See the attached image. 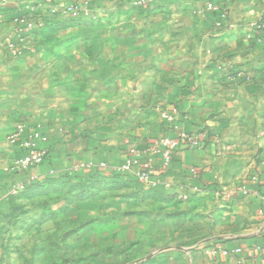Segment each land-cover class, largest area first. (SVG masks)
<instances>
[{
    "label": "rangeland",
    "instance_id": "1",
    "mask_svg": "<svg viewBox=\"0 0 264 264\" xmlns=\"http://www.w3.org/2000/svg\"><path fill=\"white\" fill-rule=\"evenodd\" d=\"M139 1L0 0L3 168L19 152L13 141L21 130L40 131L46 124L68 133L77 150L86 144L109 150L120 143L143 149L156 139L169 137L164 136V123L169 122L163 115L176 110L180 116L182 106L204 99L202 94L195 97L196 83L190 82L188 74L197 59L207 58L202 43L208 41V35L201 40L199 35L194 37L187 21H195L203 29L206 13L216 19V12L207 9L210 3L229 13L245 11L244 18H250L254 8L264 9V0H242L252 7L249 13L239 0H182L181 5H171L168 10L175 13L182 9L187 16H168L155 8L164 0ZM151 2L154 8L148 7ZM191 5L202 17L192 20ZM261 13L252 20L263 18ZM24 20L36 27L27 29ZM178 27L185 31L177 32ZM161 45H167L165 62ZM176 45L182 49L177 56ZM220 67H215L218 74L238 70ZM226 68L227 73L223 72ZM227 86L222 100H227L226 96L243 99L246 88L242 84ZM247 87L264 91V80ZM262 101L264 104V94L248 105L259 107ZM254 117V113L244 114L247 121ZM260 119L264 123V115ZM171 130L175 131L173 137L182 133L178 128ZM203 133L207 136L193 149L203 148L209 140L208 130L199 134ZM184 145L191 147L189 140L182 141L177 152ZM260 149L251 147L238 168V147L223 149L224 156L231 157V166H236L234 177H225L214 193L225 209L251 197L255 192L250 186H264ZM75 169L0 199V264H149L196 244L191 221L197 203L205 206L206 212L204 197L159 189L168 183L147 187L133 173L87 177ZM227 180L235 183V190H227ZM243 187H247V195L241 192ZM245 215L246 223L238 226V232L252 234L259 229L260 215L251 207H246Z\"/></svg>",
    "mask_w": 264,
    "mask_h": 264
},
{
    "label": "crops",
    "instance_id": "2",
    "mask_svg": "<svg viewBox=\"0 0 264 264\" xmlns=\"http://www.w3.org/2000/svg\"><path fill=\"white\" fill-rule=\"evenodd\" d=\"M122 1L126 2V0ZM239 1L243 3L242 5H246V7H242L248 8L249 13L252 9V7H248L249 2ZM153 3H149L148 7L154 8L156 5L152 6ZM175 4L181 5L182 0L160 1L158 7L155 8H159L160 13L168 16L170 14L187 16V13L181 11L182 9L175 13L168 10L171 5L175 6ZM194 7L191 5L188 8L189 10L193 8L191 13L193 21L196 17V19L202 17L198 14L201 11ZM261 8V6L254 8L257 13L254 14L255 11L252 10L253 12H250L252 15L249 13L250 18L243 17L245 11L243 13L241 11L228 12L227 18L222 21L221 28H217V20L214 19L212 13V15L205 14L207 26H203V29L198 28L195 21H187V28L192 29L191 35L194 37L199 35L200 40L206 39L205 36L208 35V41L202 43L207 58L197 59L193 71L188 74L190 82L196 83L195 97L202 94L204 99H197L182 106L179 111L180 116H176L175 123L171 126L186 134H199L205 128L209 132V140L201 149L189 148L187 145L182 146L175 155L173 165L160 178L162 183H168L170 186H161L159 189L170 194L181 195L190 192L192 187H199L202 192L197 195L207 199L208 204H206V212H203L205 206L197 203L198 208L191 221V225L196 228L194 229L196 244H193L191 248H185L182 253L162 255L149 264H264V186H250L251 192L255 193L245 200L241 199L229 210L225 209L221 203L219 204L214 195L218 185L224 181L225 177L227 179L234 177L233 170L236 168L230 164L232 163L231 157L224 156L226 152L223 149L238 147L236 151L240 155L236 157L239 159L237 168L241 166L240 163L245 162L240 160L243 155L254 146L261 147L258 157L263 158L264 161V123L260 119L264 115V104L262 101L259 107L256 104L248 105L256 97L260 99L264 91L256 87H247L248 83L264 80L262 71L264 67V37L252 27L255 21L252 19H257L256 17L260 15L261 11L262 15L264 13V9ZM183 31H185L184 28L179 29L178 27L177 32L182 33ZM163 33H166V30ZM161 46L159 51L163 55L162 62H165L167 45ZM179 47L181 45L175 46V50L179 49L175 56L182 51ZM209 57L215 60L209 61ZM216 66L219 68H221L220 66L235 67L238 70L230 72V74H218ZM223 72L227 73V68L223 69ZM158 79L156 80L158 81ZM162 81H168V79ZM169 82L172 83L174 80ZM230 83L242 84V87L246 88L242 91L244 92L243 99L226 96L228 99L222 100L225 97L222 92L227 90V85ZM235 87L231 86L233 89ZM131 92L132 95H137V91L131 90ZM220 104L223 106L221 107ZM244 104L247 105L246 108L243 107ZM250 106L252 107L249 108ZM245 113H254V119L247 121L244 118ZM232 114L238 116L232 117ZM205 115L208 117L205 118ZM164 125L167 128L164 136H175V131L170 129V124L166 122ZM40 132L46 139L43 146L48 148L49 159L43 165L17 176L5 173L3 170L5 165L0 164V199L7 196L12 186L19 181L25 182L29 177H35L39 181L38 183H44L65 171L73 170L74 167L75 170L83 173L98 170L99 173L109 175L123 163L130 148L128 144L122 143L121 145L120 143L114 149L96 150L86 144L77 150L72 147L70 135L60 129H53L46 124ZM102 163L107 166L101 167ZM225 184L228 187L227 190H235V183L232 181L227 180ZM246 207H251L257 215H260L258 216L260 224L255 225L259 229L252 234L238 232V226L243 227L246 223Z\"/></svg>",
    "mask_w": 264,
    "mask_h": 264
},
{
    "label": "built area",
    "instance_id": "3",
    "mask_svg": "<svg viewBox=\"0 0 264 264\" xmlns=\"http://www.w3.org/2000/svg\"><path fill=\"white\" fill-rule=\"evenodd\" d=\"M3 3L8 0H2ZM145 3V0H140L139 4ZM208 11L221 12V19L217 21L216 26L221 27L222 21L228 16V12L224 9H219L212 3L207 6ZM77 15L76 12H74ZM27 29L36 27V23H29L26 20ZM253 29L264 37V17L254 22ZM164 118L170 123L174 124L176 119V110L173 113H165ZM21 134L14 139V143L19 145V154L12 158L10 163L3 169L7 174L22 173L27 170L41 166L47 155L48 150L43 146L45 137L38 130H33L25 133L21 130ZM207 133L199 134L196 137H191L186 133H180L178 136L162 137L153 141L150 146L146 148L130 147L126 154L123 163L114 169L115 172L124 174H135L139 177L140 181L147 187H157L162 182L160 180L163 173L172 165L174 154L179 149L182 141H190L192 148H199L202 144ZM160 163V165H158ZM105 163L101 167H106ZM35 177H31L34 179ZM167 186H170L169 184ZM26 190L25 182L15 183L10 193L18 195ZM195 194H200L202 190L199 187H192L191 191ZM241 192L245 195L248 194L247 187H243ZM264 207V201H263ZM240 252V251H238Z\"/></svg>",
    "mask_w": 264,
    "mask_h": 264
},
{
    "label": "trees",
    "instance_id": "4",
    "mask_svg": "<svg viewBox=\"0 0 264 264\" xmlns=\"http://www.w3.org/2000/svg\"><path fill=\"white\" fill-rule=\"evenodd\" d=\"M221 17H222V16H221V12H216V20H220ZM172 128H173V126H171V124H170V129H172ZM43 136H44V135H43ZM44 147H45V146H44ZM45 148L48 150L47 147H45ZM48 159H49V151H48V155H47V157H46L44 163H45ZM174 159H175V155H174V157H173L172 165H173V163H174ZM44 163H43V164H44ZM43 164H42V165H43ZM172 165H171V166H172ZM80 173L83 174V175H86L87 177H89V176L92 177V176H94V175L104 176V174L99 173L98 170L90 171V172H88V173H83V172H80ZM20 174H21V173H13L12 175L17 176V175H20ZM109 175L121 176L122 174L113 171V173H111V174H109ZM109 175H106V176H109ZM38 182H39V181H37L36 178L31 179V177H29V179H28L27 181H25V183H26V190H28V189L34 187L35 185L40 184V183H38ZM26 190H25V191H26ZM25 191H24V192H25Z\"/></svg>",
    "mask_w": 264,
    "mask_h": 264
}]
</instances>
